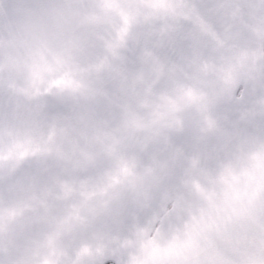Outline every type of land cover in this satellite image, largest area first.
I'll use <instances>...</instances> for the list:
<instances>
[{"label": "snow or ice", "instance_id": "1", "mask_svg": "<svg viewBox=\"0 0 264 264\" xmlns=\"http://www.w3.org/2000/svg\"><path fill=\"white\" fill-rule=\"evenodd\" d=\"M117 15L115 35L104 40L111 61L86 63ZM253 21L264 26V0H0V240L14 243L38 219L47 183L91 186L110 198L132 192L147 203L134 164L114 175L103 172L106 163L92 168L88 155L78 161L91 169L85 177L65 163L68 145L82 152L89 139L99 75L113 64L134 70L147 58L176 95L169 112L186 113L182 126L174 116L169 127L190 166L175 173L146 223L129 225L143 242L144 264H264V121L247 112L228 124L194 119L212 103L201 71L217 61L251 60L235 79L229 67L222 90L238 109L264 88V27L253 35ZM241 78L247 94L236 87Z\"/></svg>", "mask_w": 264, "mask_h": 264}, {"label": "clouds", "instance_id": "2", "mask_svg": "<svg viewBox=\"0 0 264 264\" xmlns=\"http://www.w3.org/2000/svg\"><path fill=\"white\" fill-rule=\"evenodd\" d=\"M120 23L117 15L107 30L102 28L86 55V63L99 62L106 56L111 61L104 40L115 35ZM260 27L264 26L253 21L249 31L255 35ZM250 65L251 60L243 66L236 60L230 64L217 61L201 71V91L212 103L208 112L196 113L194 119L199 125H206L207 118L228 124L239 120L244 112L248 113L247 119L264 121V88L252 92L246 109H238L232 101L222 98L229 67H233L231 75L235 79ZM97 85L100 95L92 122L84 128L89 139L81 140L82 152L73 153L68 145L65 163L70 171L85 177L91 169L80 166L78 161L88 155L94 160L92 168L106 163L103 172L114 175L124 162L134 164V174L145 176L144 187L150 194L147 203H138L132 192L110 198L99 195L91 186L82 189L77 184L68 191L62 184L47 183L43 185L44 203H37L38 219L14 243L0 240V264H144L143 242L129 225L146 223L163 197L172 191L175 173L184 163L190 166V160L173 144V130L169 127L174 116L182 126L186 113L169 112L167 100H175L176 95L147 58L134 70L113 64L111 70L99 75ZM236 87L248 93L242 78ZM233 96L239 99L235 89ZM109 148L113 149L112 155H108ZM154 177L160 178L157 183H152ZM190 192L195 194V188L190 186Z\"/></svg>", "mask_w": 264, "mask_h": 264}]
</instances>
